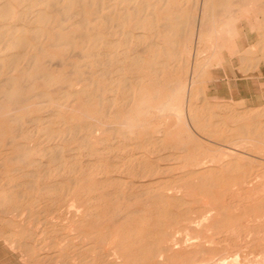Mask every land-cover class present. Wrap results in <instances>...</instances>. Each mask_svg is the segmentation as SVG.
<instances>
[{"label":"bare ground","instance_id":"obj_1","mask_svg":"<svg viewBox=\"0 0 264 264\" xmlns=\"http://www.w3.org/2000/svg\"><path fill=\"white\" fill-rule=\"evenodd\" d=\"M263 76L264 0H0V243L264 264Z\"/></svg>","mask_w":264,"mask_h":264},{"label":"rangeland","instance_id":"obj_2","mask_svg":"<svg viewBox=\"0 0 264 264\" xmlns=\"http://www.w3.org/2000/svg\"><path fill=\"white\" fill-rule=\"evenodd\" d=\"M254 38L256 39V33L255 32H254V35H253V40H255ZM247 46H249V44ZM250 73H252V72H250ZM229 74H230V80L233 83L232 84L233 88L237 87V84H235L236 82L241 83V82L244 81V76L241 73L240 74L239 73H235V72L233 73L232 71H230ZM218 75H222V73L219 72ZM216 89L219 90L220 99H223V98L224 99H229V98H231V92H230L231 91V86L227 85V83L220 84V85H218V87H216L214 84L211 85L209 94L212 95V96H215L216 95V93H215ZM242 95H244V94L239 95V97H242ZM199 134H201V132ZM199 134H198V136L200 138H202V139H205L208 143H210V144H212L214 146H218L219 145V143L217 144L215 142L213 143V141H209V139H208L209 136L207 137L206 135H204L203 132H202L201 135H199ZM202 136H204V137H202ZM250 152L252 154H254V150L250 151ZM252 158H256V157H254L253 155H250L249 160H252ZM259 159H261V158H259ZM256 160H258V159L256 158ZM1 227L2 228L3 227H7V225L5 223H0V228ZM19 258H20V256H19V254L17 252L13 251L9 247L4 246V245H2L0 243V264H23L22 261Z\"/></svg>","mask_w":264,"mask_h":264}]
</instances>
